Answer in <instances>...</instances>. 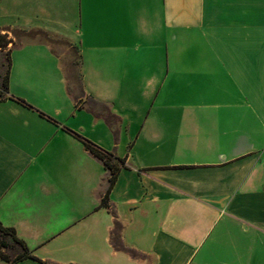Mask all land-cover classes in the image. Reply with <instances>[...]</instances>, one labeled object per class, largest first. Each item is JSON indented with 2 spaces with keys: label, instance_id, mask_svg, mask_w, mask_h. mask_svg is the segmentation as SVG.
Wrapping results in <instances>:
<instances>
[{
  "label": "crops",
  "instance_id": "obj_1",
  "mask_svg": "<svg viewBox=\"0 0 264 264\" xmlns=\"http://www.w3.org/2000/svg\"><path fill=\"white\" fill-rule=\"evenodd\" d=\"M0 32L27 104L0 100V222L40 260L16 264H264V0H0ZM72 132L125 159L110 209Z\"/></svg>",
  "mask_w": 264,
  "mask_h": 264
},
{
  "label": "trees",
  "instance_id": "obj_2",
  "mask_svg": "<svg viewBox=\"0 0 264 264\" xmlns=\"http://www.w3.org/2000/svg\"><path fill=\"white\" fill-rule=\"evenodd\" d=\"M10 41L11 40L8 38L7 34L0 32V51H4L8 47ZM3 58L5 62H3L2 65L6 67L5 70L2 71L0 75V100L10 98L17 100L18 102L24 105H27L26 102H24L23 100L14 98L9 94V66H10L9 51L3 54ZM79 65H80V59L78 58L74 64L75 67L72 69L70 73V77L72 78V81L74 83L76 82L77 84L80 85L81 74L79 71ZM99 107L100 108L98 112L95 111L94 112L97 113L99 116L104 117L105 120L110 124V126L114 127L118 121V118L114 114H112L105 105L99 104ZM72 133L84 144L85 148L88 151H90V153H92L95 157H97L100 161H102L105 169L109 172L110 174L108 180L109 186L101 199L100 207H105L110 209L111 206H110L109 195L113 185L117 180V176L120 170L125 165V159L120 158L113 151H108L103 149L102 147L98 146L97 144L93 143L92 141L84 138L83 136L75 132ZM115 135L117 138L116 131H115ZM121 230H122V225L117 221L116 218L115 226L111 236V241L114 248L118 250L126 251L132 257L138 258L140 254L137 251L128 248L123 244L121 238ZM7 250L16 251V255L13 259H11L10 255L6 253ZM25 259L39 260L37 257H35L32 254V251L27 247V245L17 237L16 232L13 228L5 227L0 222V260L3 262V264H16L17 262Z\"/></svg>",
  "mask_w": 264,
  "mask_h": 264
},
{
  "label": "rangeland",
  "instance_id": "obj_3",
  "mask_svg": "<svg viewBox=\"0 0 264 264\" xmlns=\"http://www.w3.org/2000/svg\"><path fill=\"white\" fill-rule=\"evenodd\" d=\"M71 50V49H70ZM74 51V50H73ZM4 54V53H3ZM3 54H2V56H1V61H2V63L4 62V58H3ZM76 58H74V60H75ZM5 70V68H3L2 69V71H4ZM6 253H8L9 255H10V257H11V259H13L14 257H15V255H16V251H10V250H7L6 251Z\"/></svg>",
  "mask_w": 264,
  "mask_h": 264
}]
</instances>
